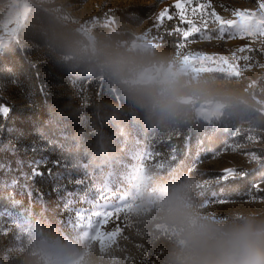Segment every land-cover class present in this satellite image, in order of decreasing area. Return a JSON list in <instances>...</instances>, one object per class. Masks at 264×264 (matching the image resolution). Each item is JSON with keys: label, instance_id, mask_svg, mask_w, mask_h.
<instances>
[{"label": "rangeland", "instance_id": "1", "mask_svg": "<svg viewBox=\"0 0 264 264\" xmlns=\"http://www.w3.org/2000/svg\"><path fill=\"white\" fill-rule=\"evenodd\" d=\"M177 2L0 0V54L6 46H21L26 62L41 65L48 77L47 88L79 100L85 123L86 107L100 87H120L103 72H89L65 50L57 39L66 31L80 34L85 41L93 35L103 36L133 54L141 53L143 61L144 55L152 56L163 43L169 50L166 58L144 62L157 70L166 65L172 72H180L186 84L207 87L206 96L187 95L183 103L193 106L197 118L212 123L224 118L225 130H230L222 148L202 149L185 164L176 124L151 126L144 132L136 125L127 130L113 121L102 155L81 151L80 142L68 134L66 123L57 116L58 120L47 118L46 126L34 127L30 135L22 134V143L29 150L20 142H4L2 132L7 129L0 124V155L14 153L20 168L15 165L12 179L0 184V199L12 205L0 207V264L14 259L19 264H33L37 259L33 241L45 234L71 245L76 253L74 264H167L174 234L153 216L147 200L164 185L185 178L196 181L194 194L206 214L264 209V8L258 0H181L187 5L181 20ZM202 3L211 5L203 16L193 12ZM147 7L152 8L148 16L135 11ZM165 8L172 18L159 23L157 15ZM237 9L254 13L253 34L244 38L235 29L221 32L210 16L215 10L222 18L237 21L240 18L232 14ZM187 20L200 31L184 38ZM50 63L62 67L64 76L49 78L44 64ZM24 75L25 70L0 59V94L12 104L28 108L32 103ZM8 112L9 106L2 104L3 120ZM52 154L59 162L52 174L55 180L47 189L53 205L47 204L59 216L54 221L44 219L46 208L39 206L45 200L36 192L34 181L36 168L46 166ZM4 168L10 171L0 162V172ZM228 169L236 174H227ZM248 174L247 192L229 191L231 181ZM115 209L121 210L119 216L110 215Z\"/></svg>", "mask_w": 264, "mask_h": 264}, {"label": "clouds", "instance_id": "2", "mask_svg": "<svg viewBox=\"0 0 264 264\" xmlns=\"http://www.w3.org/2000/svg\"><path fill=\"white\" fill-rule=\"evenodd\" d=\"M62 46L89 72L112 78L130 101L157 124L176 119L185 111L182 98L206 96L209 89L199 83L188 85L180 72L166 65L158 70L107 38L93 35L85 41L66 31ZM193 178L161 187L149 195L147 207L174 234L167 264H264V209H232L206 214L197 203ZM33 264H74L75 250L51 234L38 236L32 244Z\"/></svg>", "mask_w": 264, "mask_h": 264}, {"label": "trees", "instance_id": "3", "mask_svg": "<svg viewBox=\"0 0 264 264\" xmlns=\"http://www.w3.org/2000/svg\"><path fill=\"white\" fill-rule=\"evenodd\" d=\"M148 12L144 13V10ZM140 10L135 9L136 12L148 16L150 14L151 7ZM58 42L60 37H58ZM163 44V43H162ZM160 44L157 50L151 56V53L144 55V61L146 60H164L169 50H165V45ZM162 45V46H161ZM170 48V47H169ZM155 56V57H154ZM1 61L6 59L12 68L18 70H25L24 75L25 81L29 82L30 88L29 101L32 103L31 107H24L22 104H12L0 94V106L6 104L9 106V112L7 113L5 120L3 115L0 113V124L3 125L4 129H11V133L5 130L2 132L3 140H11L12 142H20L19 145L24 146L23 148L29 150L28 145L22 143V134L28 136L32 133V129L38 126H46L47 118L56 116L63 119L67 125L68 134L80 142L82 149L88 153L104 154L106 137L111 131L113 121H119L126 129H130L133 125L137 128L146 132L151 126L170 125L176 124L179 132V146L181 153L184 154L185 164H189L192 161V157L197 153H201L202 149L208 150L209 148L220 149L224 146L225 141L229 135V129L225 130L224 118L222 120H215L208 122L201 118H197L194 113L193 106L191 104H185V111L182 112L176 119L164 123L157 124L151 121L146 112L140 109L138 106L133 104L128 96L123 92L121 88H108L97 92V97L90 105L86 107L88 120L86 123L83 120V112L80 109V102L77 98L61 97L57 93H54L50 88H47V81L45 74L42 72L40 66L37 64H31L25 60V52L19 45H9L1 50L0 54ZM158 59V60H159ZM25 60V64H23ZM47 72L51 78L52 76L56 79L57 76H64L63 69L59 65L44 64ZM43 67V68H44ZM64 68V67H63ZM21 72V71H20ZM52 75V76H51ZM47 88V89H46ZM213 124H216L214 126ZM50 125V124H49ZM93 125V128H90ZM8 136L10 138H8ZM23 142L26 143L25 139ZM27 144V143H26ZM20 147V146H19ZM22 148V147H20ZM83 154V153H82ZM20 155V154H19ZM0 162L9 167L10 171H5V168L0 172V184L5 180L4 183H8L12 179L14 169L19 165L16 163L14 153L11 154L6 152L4 155H0ZM48 164L44 167L39 166L36 168L37 178L34 181L37 182L36 191L43 200L39 207L46 208L44 213V219L54 221L59 216L57 212H54L47 201H50L51 206L53 205V197L51 199L47 195V189H50L55 178L52 176L54 169L59 165L57 157L52 154L48 158ZM16 163V164H15ZM10 164V165H8ZM16 165V167H15ZM25 169L32 170V167H24ZM189 166L184 167L187 171ZM50 169V171H48ZM17 170V169H16ZM43 186L45 188H43ZM227 188L229 191L235 190L240 192H247L250 189V175H246L242 178H237L231 181ZM42 190L43 192H40ZM46 195V197H45ZM9 200L0 199V207H11ZM18 260L9 261L7 264H19ZM29 264V263H27Z\"/></svg>", "mask_w": 264, "mask_h": 264}, {"label": "snow or ice", "instance_id": "4", "mask_svg": "<svg viewBox=\"0 0 264 264\" xmlns=\"http://www.w3.org/2000/svg\"><path fill=\"white\" fill-rule=\"evenodd\" d=\"M260 7L264 8V0H258ZM187 5L181 2V0H178V2L175 4V8L179 10L180 18L181 20L185 19V9ZM210 4H200L197 8L193 9V12L199 11L200 14L203 16L205 13V9L210 8ZM233 16L239 17L240 19L237 21H234L232 19H224L222 18L215 10L211 11L210 16L214 17V23H217L219 25L220 31L224 32L225 29H235L240 33V37L244 38L245 34H253L252 33V18L254 17V13H248L246 10L237 9L233 11ZM164 18L171 19L172 17L169 15V9L165 8L157 15V22L162 23ZM264 24V21L261 22ZM187 24L189 27L187 30L183 31V37L187 38L193 33L199 32L200 29L197 27L192 20H187ZM3 46V45H0ZM174 158V157H173ZM252 159L255 160L257 163H260L259 157H257L255 154H252ZM227 174L235 175L234 169H228L225 170ZM224 179L228 178V175H225L223 177ZM256 187H259L258 185ZM121 214L120 209H115L114 212H111V216H119ZM97 215H100L97 213ZM107 218V216H105Z\"/></svg>", "mask_w": 264, "mask_h": 264}]
</instances>
